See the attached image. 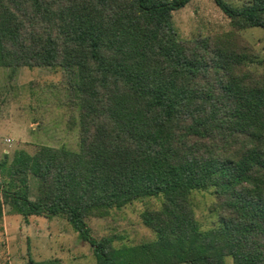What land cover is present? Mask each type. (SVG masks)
Masks as SVG:
<instances>
[{
  "label": "trees",
  "instance_id": "obj_1",
  "mask_svg": "<svg viewBox=\"0 0 264 264\" xmlns=\"http://www.w3.org/2000/svg\"><path fill=\"white\" fill-rule=\"evenodd\" d=\"M190 1L0 0V67L61 68L80 113L78 150L0 157V220L6 206L26 222L62 217L97 264H264V71L242 34L264 29V0H213L232 29L189 38L173 14ZM203 191L208 229L193 201ZM151 197L152 240L92 235L89 218Z\"/></svg>",
  "mask_w": 264,
  "mask_h": 264
},
{
  "label": "rangeland",
  "instance_id": "obj_2",
  "mask_svg": "<svg viewBox=\"0 0 264 264\" xmlns=\"http://www.w3.org/2000/svg\"><path fill=\"white\" fill-rule=\"evenodd\" d=\"M241 5L246 0H228ZM174 24L183 37L216 34L232 29L230 18L213 0H191L173 14ZM255 48L249 59L251 68L264 71V29L251 27L242 31ZM77 77L72 79L76 85ZM78 93L61 68L21 67L13 76L11 68L0 67V157L17 149L34 153L41 145L79 149L80 113ZM31 194L37 195L38 182L31 176ZM197 217L204 229L216 219L210 210L215 201L211 192L193 195ZM161 206L157 197L137 200L115 209L105 218L88 219L91 233L97 238L110 236L114 245L137 244L152 240L155 233L147 227L141 213ZM0 264H97L91 245L62 217L31 216L26 222L10 212L0 220ZM188 264V263H179ZM226 264H233L230 256Z\"/></svg>",
  "mask_w": 264,
  "mask_h": 264
}]
</instances>
